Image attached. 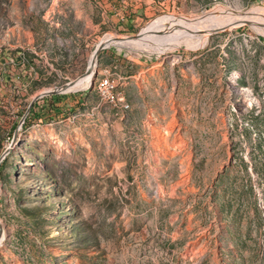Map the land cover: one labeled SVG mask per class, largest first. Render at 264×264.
Here are the masks:
<instances>
[{
  "label": "rangeland",
  "instance_id": "rangeland-1",
  "mask_svg": "<svg viewBox=\"0 0 264 264\" xmlns=\"http://www.w3.org/2000/svg\"><path fill=\"white\" fill-rule=\"evenodd\" d=\"M118 1L163 7L126 31L107 0H0V264H264V33L226 15L264 0ZM163 15L224 26L110 45L36 99Z\"/></svg>",
  "mask_w": 264,
  "mask_h": 264
},
{
  "label": "bare ground",
  "instance_id": "bare-ground-1",
  "mask_svg": "<svg viewBox=\"0 0 264 264\" xmlns=\"http://www.w3.org/2000/svg\"><path fill=\"white\" fill-rule=\"evenodd\" d=\"M223 9H216L213 10L211 14H208L207 16L213 18V16H216L219 13H222ZM211 15V16H210ZM226 15H228L229 24L232 26L233 24L243 23V22H250L255 26L256 28L260 29L264 33V9L255 7L250 12L245 13H236L233 11L226 12ZM205 17H198V18H185L183 16H174L171 17L170 20H168L166 23L158 24L155 28L146 29L142 36L138 38H132V39H125V40H119L114 35H108L101 42L106 43L107 45H123V46H149V41L158 42L160 41V37L163 35L169 33L170 31H179L181 29H184L185 31L192 30V29H198L202 31H212L221 29L222 24H216L214 20H207ZM189 27H192L191 29ZM223 29V28H222ZM158 31H162V34H158ZM152 39V40H151ZM146 42V43H144ZM167 44V43H166ZM168 45H163L161 48L162 50L166 49ZM93 75L86 76L79 84L78 86L74 87L73 89H78L82 87H88L91 84ZM125 108L126 106L123 105ZM1 192V187H0Z\"/></svg>",
  "mask_w": 264,
  "mask_h": 264
},
{
  "label": "crops",
  "instance_id": "crops-1",
  "mask_svg": "<svg viewBox=\"0 0 264 264\" xmlns=\"http://www.w3.org/2000/svg\"><path fill=\"white\" fill-rule=\"evenodd\" d=\"M107 1H110L108 7L110 12H113L112 16L114 17L116 25L126 31L134 30V28H137L139 26L144 17L154 14L156 11L160 10L163 7V4L150 5L146 7L145 10L142 11L141 9H137L135 11L136 13L132 14L127 11V6L122 5L121 1ZM161 17H165V15L156 18L143 29H146L148 26H152L156 21L160 22L162 20H159ZM104 52L106 51L104 50Z\"/></svg>",
  "mask_w": 264,
  "mask_h": 264
},
{
  "label": "water",
  "instance_id": "water-1",
  "mask_svg": "<svg viewBox=\"0 0 264 264\" xmlns=\"http://www.w3.org/2000/svg\"><path fill=\"white\" fill-rule=\"evenodd\" d=\"M163 32L162 31H158V34H162ZM142 36V32H140L138 35L134 36V37H128L129 39H132V38H138ZM128 38H125V39H128ZM124 39V40H125ZM107 47H109V45H107L106 43L104 42H100L95 51H94V54L92 56V59L88 65V68L86 70V72L81 75L80 77L68 82V83H65L64 85L62 86H59V87H55V88H51V89H48V90H45L43 91L41 94H39L36 99L38 98H41V97H44V96H49V95H57V94H61V93H64L68 90H72L74 87L78 86V84L86 77V76H89V75H93L95 73V67L98 63V58L100 56V53L106 49ZM8 153V150L4 153V156L3 158L0 159V163L1 161L4 159L5 155Z\"/></svg>",
  "mask_w": 264,
  "mask_h": 264
},
{
  "label": "built area",
  "instance_id": "built-area-1",
  "mask_svg": "<svg viewBox=\"0 0 264 264\" xmlns=\"http://www.w3.org/2000/svg\"><path fill=\"white\" fill-rule=\"evenodd\" d=\"M104 87V89H103ZM114 88V84L112 82V80H110L109 78H104L101 83H100V89L102 90L103 94L107 97H111V90ZM112 100H114L112 98ZM121 100L124 101V98L122 97ZM123 105L126 106V108L129 107V104L124 103Z\"/></svg>",
  "mask_w": 264,
  "mask_h": 264
},
{
  "label": "trees",
  "instance_id": "trees-1",
  "mask_svg": "<svg viewBox=\"0 0 264 264\" xmlns=\"http://www.w3.org/2000/svg\"><path fill=\"white\" fill-rule=\"evenodd\" d=\"M102 54H103V52L100 54L101 57H102ZM50 82H51V81H50ZM51 83H52V82H51ZM65 96H66V95H63V94H57L56 96H54V95H49V96L45 97V99L51 101V100H53L54 97H55L56 99H54V100L56 101V100H62V99H64ZM51 103H52V102H51ZM51 103L49 104V106L54 107V104H51Z\"/></svg>",
  "mask_w": 264,
  "mask_h": 264
}]
</instances>
